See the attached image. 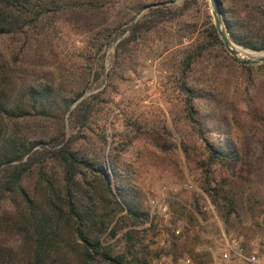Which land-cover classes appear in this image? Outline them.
<instances>
[{"label":"rangeland","instance_id":"obj_1","mask_svg":"<svg viewBox=\"0 0 264 264\" xmlns=\"http://www.w3.org/2000/svg\"><path fill=\"white\" fill-rule=\"evenodd\" d=\"M157 1L111 0L100 14L113 20ZM210 21L209 1L197 0L178 20L141 35L114 63L116 42L100 49L101 33L73 19L58 20L47 60H22L12 75L22 86L53 80L68 97L86 84L103 89L82 141L89 146L98 134L105 135L106 143L96 148L138 190L154 222L153 247L163 249L159 264H264V67L244 68L225 47H215L187 76L189 86L202 95L193 104L205 135L215 142L230 140L239 154L236 161L210 169L238 200V213L228 223L204 183L203 142L188 119L180 88L183 58L205 40ZM13 48L10 36L0 38V57L11 61ZM240 249L258 262L240 257Z\"/></svg>","mask_w":264,"mask_h":264},{"label":"trees","instance_id":"obj_2","mask_svg":"<svg viewBox=\"0 0 264 264\" xmlns=\"http://www.w3.org/2000/svg\"><path fill=\"white\" fill-rule=\"evenodd\" d=\"M110 1L0 0V38L10 36L14 43L11 61L0 57V264H159L163 249L153 247L154 222L138 190L96 148L106 143L105 135L98 134L89 146L82 141L103 89L86 84L68 97L53 80L22 86L12 75L22 60H47L58 20L73 19L101 33L100 49L116 42L118 63L141 35L178 20L197 2L166 5L174 0H161L107 20L100 12ZM216 1L229 38L244 48L264 50V0ZM215 47L225 51L210 21L205 40L183 58L180 88L188 119L203 142L204 183L228 223L238 213V200L210 169L236 161L239 154L230 140L215 142L205 135L193 104L202 95L187 82L194 63ZM87 90L92 91L84 95ZM183 151L189 157L184 145Z\"/></svg>","mask_w":264,"mask_h":264},{"label":"water","instance_id":"obj_3","mask_svg":"<svg viewBox=\"0 0 264 264\" xmlns=\"http://www.w3.org/2000/svg\"><path fill=\"white\" fill-rule=\"evenodd\" d=\"M209 5L211 7V13L213 17V22L216 27L218 36L222 41L225 49L234 56L237 60H239L242 64H257V63H264V50H251L248 48H244L235 44L228 36L220 13L219 6L216 0H208ZM238 53L241 56H238ZM79 98L76 103L80 100ZM75 103V104H76ZM74 104V105H75ZM74 107V106H73Z\"/></svg>","mask_w":264,"mask_h":264},{"label":"built area","instance_id":"obj_4","mask_svg":"<svg viewBox=\"0 0 264 264\" xmlns=\"http://www.w3.org/2000/svg\"><path fill=\"white\" fill-rule=\"evenodd\" d=\"M241 249L238 251V255L240 256V257H243L245 260H247L248 262H252V263H257L258 262V259L254 256V255H251V256H249V257H246V256H244L241 252Z\"/></svg>","mask_w":264,"mask_h":264},{"label":"bare ground","instance_id":"obj_5","mask_svg":"<svg viewBox=\"0 0 264 264\" xmlns=\"http://www.w3.org/2000/svg\"><path fill=\"white\" fill-rule=\"evenodd\" d=\"M238 56L240 57V56H241V54H240V53H238Z\"/></svg>","mask_w":264,"mask_h":264}]
</instances>
